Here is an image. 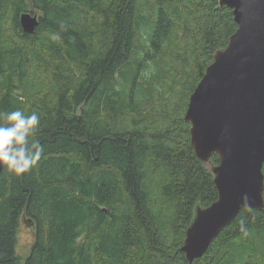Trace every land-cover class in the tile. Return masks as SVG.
<instances>
[{
  "label": "trees",
  "instance_id": "trees-1",
  "mask_svg": "<svg viewBox=\"0 0 264 264\" xmlns=\"http://www.w3.org/2000/svg\"><path fill=\"white\" fill-rule=\"evenodd\" d=\"M236 29L218 0H0V111L37 113L44 147L0 175V264H264V209H241L191 263L181 250L218 197L183 115Z\"/></svg>",
  "mask_w": 264,
  "mask_h": 264
},
{
  "label": "water",
  "instance_id": "water-1",
  "mask_svg": "<svg viewBox=\"0 0 264 264\" xmlns=\"http://www.w3.org/2000/svg\"><path fill=\"white\" fill-rule=\"evenodd\" d=\"M218 3L232 11L237 29L214 54L184 116L196 157H218L211 169L217 200L206 208L196 205L181 248L189 263L206 253L241 209H264V0ZM19 19L26 33L39 23L29 12ZM24 223L32 227L29 219Z\"/></svg>",
  "mask_w": 264,
  "mask_h": 264
},
{
  "label": "clouds",
  "instance_id": "clouds-1",
  "mask_svg": "<svg viewBox=\"0 0 264 264\" xmlns=\"http://www.w3.org/2000/svg\"><path fill=\"white\" fill-rule=\"evenodd\" d=\"M40 117L22 110L0 111V169H7L17 176L30 172L40 161L44 147L36 133ZM239 229L247 234L246 221H239Z\"/></svg>",
  "mask_w": 264,
  "mask_h": 264
},
{
  "label": "rangeland",
  "instance_id": "rangeland-1",
  "mask_svg": "<svg viewBox=\"0 0 264 264\" xmlns=\"http://www.w3.org/2000/svg\"><path fill=\"white\" fill-rule=\"evenodd\" d=\"M218 5H219V3H218ZM220 8H223V7H220ZM184 116H185V114L183 115V117ZM183 120H184V118H183ZM184 122H186V121H184ZM186 123H188V122H186ZM189 126H190V124H189ZM197 159L203 163L205 168L208 171H210V173H211V169L218 164V163L214 164L212 162L211 156H210V159H208L207 161H202L198 157H197ZM217 160H218V157H217ZM33 235H34L33 230L31 228L27 227L24 224V221L22 220V222L20 223L19 229H18V233H17V251H18V255L21 258H25L26 255L29 253L31 245H32V243L34 241L33 240Z\"/></svg>",
  "mask_w": 264,
  "mask_h": 264
},
{
  "label": "bare ground",
  "instance_id": "bare-ground-1",
  "mask_svg": "<svg viewBox=\"0 0 264 264\" xmlns=\"http://www.w3.org/2000/svg\"><path fill=\"white\" fill-rule=\"evenodd\" d=\"M191 95V94H190ZM186 260V259H185Z\"/></svg>",
  "mask_w": 264,
  "mask_h": 264
}]
</instances>
